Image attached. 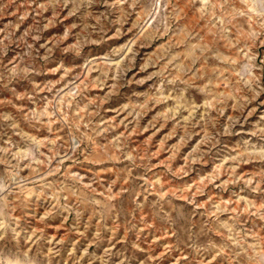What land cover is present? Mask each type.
I'll list each match as a JSON object with an SVG mask.
<instances>
[{"label": "rangeland", "instance_id": "obj_1", "mask_svg": "<svg viewBox=\"0 0 264 264\" xmlns=\"http://www.w3.org/2000/svg\"><path fill=\"white\" fill-rule=\"evenodd\" d=\"M264 264V0H0V264Z\"/></svg>", "mask_w": 264, "mask_h": 264}, {"label": "bare ground", "instance_id": "obj_2", "mask_svg": "<svg viewBox=\"0 0 264 264\" xmlns=\"http://www.w3.org/2000/svg\"><path fill=\"white\" fill-rule=\"evenodd\" d=\"M16 264H19V263H16Z\"/></svg>", "mask_w": 264, "mask_h": 264}]
</instances>
